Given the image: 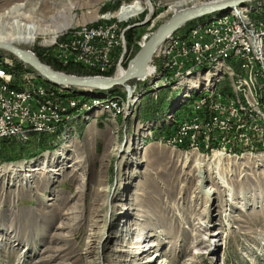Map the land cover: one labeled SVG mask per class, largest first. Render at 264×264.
Listing matches in <instances>:
<instances>
[{
  "label": "rangeland",
  "instance_id": "374dc122",
  "mask_svg": "<svg viewBox=\"0 0 264 264\" xmlns=\"http://www.w3.org/2000/svg\"><path fill=\"white\" fill-rule=\"evenodd\" d=\"M135 1L141 11L119 21L115 14ZM177 1L0 0V12L24 2L51 15L65 3L74 4L72 26L51 44L50 36H38L25 47L51 67L77 75L84 73L64 66L81 64L62 63L49 49L59 50L69 39L67 32L77 28L118 23L117 34H123L127 46L115 54L110 69L91 68L95 72L89 73L113 76L116 64L128 55L120 63L126 70ZM214 1L189 0L181 7ZM255 13H264V0L188 20L156 50L151 77L129 80L131 88L115 85L78 94L46 82L0 48V61L81 103L68 107L65 120L57 124L34 123L24 129L27 133L12 136L25 144L18 158L0 155V264H264V86H258L253 68L264 75V59L254 54L258 44L264 52V33H249V27L258 28ZM226 17L243 31L248 51L239 59L234 52L211 56L166 79L174 49L191 32ZM128 29L135 34L132 42L125 36ZM0 82L9 92L24 88L3 72ZM210 92L230 96L240 123L215 131L208 141L200 134L197 148L183 146L172 138V129L182 128L185 112L199 99L226 105V98H211ZM117 97L120 109H111ZM220 132L225 140L219 139ZM39 133L48 136L42 141ZM139 238L154 247L135 254Z\"/></svg>",
  "mask_w": 264,
  "mask_h": 264
},
{
  "label": "built area",
  "instance_id": "2783aa9c",
  "mask_svg": "<svg viewBox=\"0 0 264 264\" xmlns=\"http://www.w3.org/2000/svg\"><path fill=\"white\" fill-rule=\"evenodd\" d=\"M258 18V28H250L249 31L264 32V13L256 14ZM118 23L98 24L97 27L86 29L79 32H67L70 45H74L75 49H93V56H85V59H77L76 56H71L64 53V47L60 50L49 49L53 55L62 63H78L84 67L91 69V62L104 61V55L108 52H114L116 46V34ZM126 28L130 26V22L126 23ZM177 31V30H175ZM173 31V32H175ZM234 42H241L242 50H248L246 40H241L240 33L236 30L235 23L226 18L213 24L211 27H204L197 32L189 34V39L174 49L175 62L171 71H167L166 78H171L183 68H189L193 63H202L209 56H214L217 53H230L231 46ZM155 56L149 61L150 67L153 68ZM257 56V54H256ZM258 57V56H257ZM127 59L125 55L123 59ZM259 58V57H258ZM121 61L116 64L115 72L121 68ZM108 69L113 65L111 62H106ZM246 62L243 61L242 76H245ZM260 67H262L260 63ZM258 86H264V75H256ZM0 71L8 74L10 78L24 84H31L41 92V95L48 96V105L35 104V100L22 94L8 92L0 85V139L4 138V134L10 133V125H23L29 120H42L43 124L49 125L53 120L62 119L65 115L55 114L50 112V105H79L75 99L70 96L58 94L50 88H43L36 81L29 79V75L10 63L0 61ZM102 74V72H99ZM114 76V75H113ZM222 96L226 97V105L212 106L209 101L199 99L197 103L183 115L185 120V128L172 129V138L180 139V144L183 146L189 145L192 148L198 146V136L204 134L203 141H208L213 137L215 131L225 129L226 126L240 123L230 110L231 98L226 92L212 93L210 97ZM264 102V100H263ZM238 127V126H235ZM219 133L220 138H226V135ZM13 135V134H12ZM218 135V134H217Z\"/></svg>",
  "mask_w": 264,
  "mask_h": 264
},
{
  "label": "bare ground",
  "instance_id": "6f19581e",
  "mask_svg": "<svg viewBox=\"0 0 264 264\" xmlns=\"http://www.w3.org/2000/svg\"><path fill=\"white\" fill-rule=\"evenodd\" d=\"M145 1L147 2L148 0H145ZM188 1L189 0H180V1H177V2L173 3L171 5L170 11L171 12H176V13H178V12L181 13V12L186 11L189 8H182L181 5L183 3L188 2ZM220 1H223V0H216L213 3L220 2ZM247 1H250V0H244L242 4H234V5L231 6V8L229 10H232L236 6H242ZM199 4H202V3H199ZM35 5L36 6H34V7H29L27 5V3L17 2V3L12 4L10 7L5 8L2 12H0V42L1 43L10 42V43L15 44L17 46L26 48L25 45L26 44H30L32 42H35L37 40L38 36H45V37L50 36L51 37V41H49L48 44H51L53 42V40H55L54 38L57 36V34L60 31H62V29H66V27L69 28L70 26H72L74 21H75V19H76V15H73V11H72V9H73V7H75V5L72 4L71 2H69L68 4H66V3L63 4L61 7H59V9H57L51 15H49V14L46 15V13L42 12L39 9V7H37V4H35ZM197 5L198 4H194V7L197 6ZM140 9H141V5L138 2L135 1V3H133V4L125 5L115 15H118L117 18H118L119 21H127L129 18H132L133 16L138 14L141 11ZM242 9H244V8H242ZM68 11H69V13H68ZM243 12H244V10H243ZM195 18H197V17H195ZM226 18H229V17H226ZM226 18H224V19H226ZM188 20H190V19L186 18V19L180 21V23H179V25H178V27L176 29H178L181 26H183L186 22H188ZM93 27H97V25L96 26L80 27V28L75 29L76 31H74V32H79V31H83V30H86V29H91ZM117 28H118V24H117ZM237 28L238 29H236V30L240 33L241 40H244L243 31H240V29H239L240 27H237ZM249 33H253V31H249ZM261 33H264V32H261ZM171 34H173V31L171 33H169L160 42V44L157 45L156 49L151 54L149 61L152 59L153 55H155L156 50L158 49V47ZM119 37L121 39V43L118 42V38ZM67 38H69V37H67ZM144 40H145V38H144ZM246 43H247V41H246ZM60 44H61V47H64V53H66L68 55H71V56H76L77 59H85V56H93V49H85V50L84 49H75L74 45H70V40L69 39L61 42ZM126 46H127L126 45V40L124 39L123 34L122 33H121V35L116 34V46H114V52H108L106 55H104V61L91 62V68H93V69L94 68H96V69L104 68V69L108 70V64L106 62H111L112 63V60H114L115 54H117L122 47H126ZM0 47L4 48V46H0ZM59 50H60V48H59ZM247 51L248 50H242L241 42H234L232 44V46H231V52L230 53H217L214 56H217L218 54H231L232 52H234L233 58L239 59ZM170 52H171V50H169V53ZM254 54H255V56L257 54V56L259 57L258 58L256 56L257 59L263 60L264 59L263 45L258 44L256 46V49L254 50ZM127 57H128V55H127ZM209 57H211V56H209ZM208 58H206L204 62H206V60ZM18 60L21 61L20 59H18ZM134 61H135V57L132 59V61H131V63H130L128 68H130L132 66ZM149 61H148L147 66L143 69L144 72L142 71V73L137 74V75H135V76H133L131 78H128L127 80L121 82L119 85H125V87L129 88L130 87L129 86V84H130L129 80H131V79H139V80L143 79L144 80L148 76L151 77V74L153 73V71L154 70L156 71V67L154 65L155 61L153 62V68L150 67ZM204 62H202V63H204ZM202 63H193V65L191 67H189V68L194 67V65H202ZM23 64H25V63H23ZM25 65H27V64H25ZM246 65H247V62H246ZM123 68L124 67H121V68H119L117 70V72L114 74L115 78L122 77L128 71V69L125 70ZM246 68H247V66H246ZM261 68H263V66ZM184 69H187V68H183L181 70H184ZM257 69L258 68H256V75H257ZM33 71H35V70H33ZM180 71L177 72L176 76L179 74ZM0 72H2V71H0ZM27 74H28V72H27ZM6 75H8V74H6ZM28 75H29V79L30 80L35 78L33 76H30V74H28ZM173 77L166 78V79H172ZM242 77L246 78V69H245V76H242ZM13 81L14 82H19V81H15V80H13ZM46 82H48V81H46ZM48 83H50V82H48ZM51 84H53V83H51ZM0 85L4 89H6L8 91V88L6 87V85L3 82H0ZM53 85L60 86L61 88L66 89V88L62 87V85H56V84H53ZM22 86L24 88H22L21 90L19 89L18 91H13L11 93L22 94L24 96H28V97L32 98L33 100H35V104H38V105H48V99H46V97H48V96L41 95V92L38 89V87H35V86L31 85V84H24V83H22ZM39 86L42 87L41 84ZM97 86H99V87H97ZM100 87H103V86L102 85H94V84L90 83V84H87V85H81L78 88H85V89H92V90H94L93 88H95V90L106 89V88H100ZM66 90H68V89H66ZM72 91L74 92L75 90H72ZM76 92L77 91H75V93ZM216 92H217V90H216ZM78 94H82V93H78ZM212 97H222V96H212ZM224 98H226V97H224ZM75 102L77 103L76 99H75ZM110 104H111L110 105L111 109L114 108L115 110H119L120 109L119 97H117L115 100H112L110 102ZM209 105H210V103H209ZM53 106H57V107L53 108ZM58 106H62V108L58 107ZM75 106H78V105L53 104V105H50V112L51 113H55V114L63 113L65 115V113H67V111H68V107L74 108ZM230 110L232 112V99L230 101ZM66 115L62 119L53 120V121L50 122L49 125L44 124V126H52L56 122L63 121V120H65ZM68 118H70V117H68ZM34 123L40 125L41 123H43V121L42 120H29L28 122H26L23 125H10V133H12L13 135L12 134H4V138L6 136L12 137V136H15V135H22V134L27 133L26 130H24V129L28 130V128L31 125H34ZM181 127L185 128V122H184V124L181 125ZM179 141H180V139H179ZM114 149L118 150L119 147L118 148L114 147ZM135 244H137L136 247H134V249L136 250L135 254H137V255L143 254L147 250H149L152 247H154L153 245L152 246L150 245L151 247H148L149 246L148 245V240H144V239L140 240V238L137 240V242Z\"/></svg>",
  "mask_w": 264,
  "mask_h": 264
},
{
  "label": "water",
  "instance_id": "95a60500",
  "mask_svg": "<svg viewBox=\"0 0 264 264\" xmlns=\"http://www.w3.org/2000/svg\"><path fill=\"white\" fill-rule=\"evenodd\" d=\"M244 0H228L216 3H202L195 7H191L184 12L176 13L172 12L165 20L161 21L158 26L151 32L147 39L141 43L136 54L130 59L126 69L128 71L120 78L107 75L96 74H84L77 75L74 73H68L59 69L51 67L49 64L42 61L34 52L28 48L20 47L10 42L1 43L0 46H4L3 49L9 51L21 62L27 64L37 74L46 81L62 85L66 89H72L79 93H89L91 89L78 88L81 85L94 84L102 85L103 87L111 89L115 85H119L121 82L131 78L137 74L142 73L143 69L147 66L151 54L156 49L157 45L172 31H174L180 21L188 18L192 19L201 16L205 13L214 11H228L234 4H242ZM2 48V47H0ZM135 57V61L130 68L129 65L132 59ZM144 72V71H143ZM99 87V86H97Z\"/></svg>",
  "mask_w": 264,
  "mask_h": 264
},
{
  "label": "trees",
  "instance_id": "16d2710c",
  "mask_svg": "<svg viewBox=\"0 0 264 264\" xmlns=\"http://www.w3.org/2000/svg\"><path fill=\"white\" fill-rule=\"evenodd\" d=\"M188 23L189 22H187L185 25H187ZM134 35L135 34H134V31L132 29H128V30L125 31V36L130 42L133 41ZM138 46L139 45L137 43L134 45V47H136V48ZM59 66H60V68H62L61 65H59ZM64 67H66L67 71H69V72L71 71L70 69L80 70L84 74H89V73H94L95 72V70L87 69V68H84V67H82L80 65L67 64ZM29 68L31 69V67H29ZM37 136H38L39 140L44 141L43 140L44 137H47L48 135L46 136L43 133H39ZM13 139H15V138L6 137V138H1L0 139V151L5 150V154L4 155L0 154L2 156L1 158L15 159V158H18L21 155L20 149H22V147H24L25 144L24 145L23 144H19V143L17 144ZM7 141H9L10 144H7ZM42 141H40V142H42ZM28 155L29 156L35 155V152H28Z\"/></svg>",
  "mask_w": 264,
  "mask_h": 264
}]
</instances>
